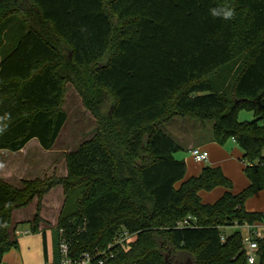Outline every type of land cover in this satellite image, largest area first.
Instances as JSON below:
<instances>
[{
	"label": "trees",
	"instance_id": "1",
	"mask_svg": "<svg viewBox=\"0 0 264 264\" xmlns=\"http://www.w3.org/2000/svg\"><path fill=\"white\" fill-rule=\"evenodd\" d=\"M66 84L95 135L65 155L61 179L20 188L0 180V264L18 247L11 212L58 185L67 206L54 226L55 262L60 242L77 259L125 229L135 240L105 264H248L243 233L221 239L220 227L264 222L244 208L264 190V0H0V151L33 139L53 148L67 118ZM239 110L253 120L239 122ZM174 117L212 122L210 142L232 139L252 164L243 167L247 187L233 194L210 166L180 182L181 148L161 130ZM217 187L223 194L202 203L198 193ZM187 217L196 225L176 227ZM257 242L255 264H264V230Z\"/></svg>",
	"mask_w": 264,
	"mask_h": 264
},
{
	"label": "crops",
	"instance_id": "2",
	"mask_svg": "<svg viewBox=\"0 0 264 264\" xmlns=\"http://www.w3.org/2000/svg\"><path fill=\"white\" fill-rule=\"evenodd\" d=\"M192 125L193 128H197L195 120L189 118L174 117L169 122L163 125V130H166L167 135L171 137L180 146V151L185 150L186 152H190L192 148L202 149L205 146V144L201 143V141H204V139L200 140L199 135L201 131L195 132L191 130ZM163 126H161V128ZM231 143L235 144L232 141ZM212 149L213 150L211 151V153L213 155H211V157L207 150L202 149L208 153V164L210 165V167H219L224 173V175L227 178L232 179L233 181L235 167L233 166L232 162L226 161L227 155L225 152L222 151L219 146H212ZM70 152L65 153V155ZM53 153V148L47 151L43 150L39 147L37 141L34 139L29 141L18 152H9L4 150L0 151V180L13 188H20L23 181L43 180L53 177V174L55 172V162ZM229 153L230 156L234 154L233 148L229 149ZM199 173L200 171L190 172L188 174L189 177H186L184 174V177L180 182H183L186 179H189L190 177H195ZM65 176L66 172H64L62 177ZM247 185V178L239 176V188H241L242 190L247 187ZM56 190L62 191V188L60 186L52 188L48 193L43 196L44 199L48 198ZM224 191H222V194ZM199 195L200 192L198 193V196ZM36 203L37 200L36 198H34L31 203H29V205H27L25 208L17 209L11 212L9 223L10 230H15L14 234L16 236L18 247L15 250H10L4 255L2 264H45L47 258L51 257L54 228H52L53 231L51 234V230L43 228L41 224L44 225L49 222L51 227H54L56 224L55 222H57V216L53 220L51 218H46L44 217V214H41L40 218L42 222L39 224L38 231L37 233H32L27 222L31 221L33 215L35 214ZM252 204L254 205L252 206ZM244 208L247 212L261 213L262 215H264V190L255 193L251 198L247 199L244 203ZM262 225L264 226V222L262 223ZM20 226L25 227L22 228ZM26 231H28L29 233H26ZM42 234H44L45 238L46 257H44L43 254ZM48 236L50 239V245H48Z\"/></svg>",
	"mask_w": 264,
	"mask_h": 264
},
{
	"label": "rangeland",
	"instance_id": "3",
	"mask_svg": "<svg viewBox=\"0 0 264 264\" xmlns=\"http://www.w3.org/2000/svg\"><path fill=\"white\" fill-rule=\"evenodd\" d=\"M10 36L12 40H8V41H10L11 44H14L17 38L20 37V34H17L15 33V31H12ZM62 110L65 112L67 118L53 146L55 172L53 174V177L51 178H53L54 180L63 178L62 175L64 174V172H66L65 160H64L65 153L70 151H75L81 143L94 137L95 129H96L95 120L92 118L90 113L84 108L78 93L71 84L65 85V94L62 103ZM236 118L239 122L253 120L252 113L246 110H239L236 115ZM195 123L197 125V128L196 127L193 128L192 125L191 130L195 132L201 131L199 135L200 140L204 139L205 141V142L201 141L202 144H205V146L202 149L207 150L211 157V155H213L211 153V151L213 150L212 146L213 147L219 146L222 149V151L225 152L227 155L226 161L232 162L233 166L235 167V174H233L234 180L232 181V179L230 178L228 179L231 181V185H232L231 191L233 193H237L238 191L241 190V188H239L240 187L239 176L246 178L242 171L243 166L245 165L242 160V151L239 149V147L236 144H232L230 139H226L222 145L213 142L210 143V130H211L210 127L212 122L208 121L201 124L200 122L195 120ZM163 129L164 126L161 128V130L164 133H166V130ZM230 148H233L234 150V154L232 156H230L229 153ZM174 158L176 160L184 161L186 167L185 168L186 177H189L188 174L190 172H194V171L198 172L201 171L200 169H202L203 167L210 166L208 162L202 164L194 163L190 156V152H186L185 150L175 153ZM58 186L62 188V191L56 190L48 198L44 199V197H42L40 201H38L36 198L37 203L38 204L40 203L39 217L41 216V214H44V217L49 219L51 218L54 220L57 216L56 218L57 221L60 212L65 210L67 203L64 198V190L61 185ZM222 191H224L222 187H217L211 191H201L199 197L202 203L211 204L216 199L219 198V196L222 194ZM253 205L254 204H252V206ZM234 225L235 223L233 222L229 226L220 227V231L222 232L224 237L232 233L233 230H235ZM41 226L43 228L50 229L51 230L50 233L52 234L53 231L52 228L54 227H51L49 222H47L44 225L41 224ZM20 227L24 228L25 226H20ZM241 232L244 233L243 231ZM48 245H50L49 236H48Z\"/></svg>",
	"mask_w": 264,
	"mask_h": 264
},
{
	"label": "built area",
	"instance_id": "4",
	"mask_svg": "<svg viewBox=\"0 0 264 264\" xmlns=\"http://www.w3.org/2000/svg\"><path fill=\"white\" fill-rule=\"evenodd\" d=\"M232 142H234L231 139ZM190 156L194 162L205 163L208 160V153L200 148H192L190 150ZM245 165L251 166L252 164L243 161ZM262 165V162L260 163ZM195 219L187 217L180 222H177L176 227H192L195 226ZM234 228L236 230L243 231L242 244L243 249L246 252V260L248 264H255L258 260V240L262 238V232L264 226L262 223H253L251 225L244 224L238 225L235 223ZM26 233H29L26 231ZM224 236H221L223 239ZM135 240V235L130 234L125 229H120L113 240L106 245L103 249H95L92 252L83 253L77 259L68 257L67 243L60 242L59 244V258L55 262L52 252L51 257L47 258L45 264H105L113 257V250L118 249L127 250L129 245Z\"/></svg>",
	"mask_w": 264,
	"mask_h": 264
},
{
	"label": "clouds",
	"instance_id": "5",
	"mask_svg": "<svg viewBox=\"0 0 264 264\" xmlns=\"http://www.w3.org/2000/svg\"><path fill=\"white\" fill-rule=\"evenodd\" d=\"M212 12L213 15H223V18L225 19H229L233 15L231 11H222V10L213 9Z\"/></svg>",
	"mask_w": 264,
	"mask_h": 264
}]
</instances>
